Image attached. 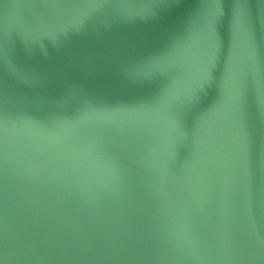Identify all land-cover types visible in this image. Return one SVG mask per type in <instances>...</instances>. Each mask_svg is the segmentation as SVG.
Returning <instances> with one entry per match:
<instances>
[{
    "label": "water",
    "instance_id": "95a60500",
    "mask_svg": "<svg viewBox=\"0 0 264 264\" xmlns=\"http://www.w3.org/2000/svg\"><path fill=\"white\" fill-rule=\"evenodd\" d=\"M0 264H264V0H0Z\"/></svg>",
    "mask_w": 264,
    "mask_h": 264
}]
</instances>
